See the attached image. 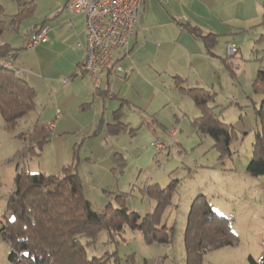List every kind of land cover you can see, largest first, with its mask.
Wrapping results in <instances>:
<instances>
[{
    "label": "rangeland",
    "instance_id": "obj_1",
    "mask_svg": "<svg viewBox=\"0 0 264 264\" xmlns=\"http://www.w3.org/2000/svg\"><path fill=\"white\" fill-rule=\"evenodd\" d=\"M31 1L36 3L33 14L24 17L16 31L7 29L1 39L20 50L14 65L25 72L24 78L33 76L30 83L37 99L35 110L13 132L5 129L0 114V264H11L10 246L1 235V227L9 217L8 202L18 169L32 174L58 173L56 168L68 165L74 151L76 162L72 165H77L84 196L95 210H103L108 202L117 206L124 202L129 212L144 216L152 212L156 202L143 195L141 189L156 183L165 189L175 183L171 204L162 215L163 224L175 229L172 244L148 245L139 230L130 228L110 242L104 230L87 246L89 258H107L105 264H187V219L193 200L201 194L213 201L216 212L231 221L239 240L232 249L209 252L203 264H250V256L260 261L264 253V176L252 177L246 169L259 127L256 109L262 101L253 83L264 65V42H258L264 34V0H259V12L252 0L243 1L244 9L238 15L242 21L216 32L217 44L212 51L219 58H214V68L202 58L198 72L194 68L186 75L191 86L200 82L199 87L215 94L211 106L216 107L224 122L236 128L237 137L230 147L232 156L223 161L212 138L199 134L192 124L201 115L200 110L176 87L173 74L187 71L190 65L185 64L181 44L179 49L148 44L136 53V61L125 65V69L135 68L132 78L124 83L119 77L111 95L104 97L96 94V84L89 76L72 77L75 69L69 66L62 46L55 51L45 43L35 50L24 48L26 35L52 20L60 0H0V20L9 28L12 16ZM229 45H234L237 53L232 54ZM225 59L232 62L233 68L225 64ZM100 88L102 91L106 87ZM122 105L120 122L129 123L136 132L112 133L114 115ZM58 113L60 118L56 119ZM52 121L62 132L40 129ZM21 133L25 139L33 140L34 136L35 141H48L33 155L26 148L27 142L18 137ZM156 142L166 149L159 152L153 146ZM231 176H240V182L228 179Z\"/></svg>",
    "mask_w": 264,
    "mask_h": 264
},
{
    "label": "trees",
    "instance_id": "obj_2",
    "mask_svg": "<svg viewBox=\"0 0 264 264\" xmlns=\"http://www.w3.org/2000/svg\"><path fill=\"white\" fill-rule=\"evenodd\" d=\"M35 7L34 1L25 3L19 14L12 18L9 28L5 21L0 20V114L4 119L5 129L11 132L35 110L37 91L24 78L25 72L23 76L16 74V70L20 69L14 65V58L20 50L9 43H3L1 39L7 29L16 31L17 25L24 17L32 15ZM262 19L264 24V13ZM41 29L43 28L37 31ZM189 32L202 37L209 52H212L217 44L216 35L202 36L197 27H191ZM32 34L25 38L24 48ZM258 42H264V34ZM6 61H12L13 68L7 67ZM223 61L230 69L233 68L229 59ZM262 61L264 62V59ZM81 67L84 68V60ZM253 89L262 97V101L256 109L259 127L255 133L253 156L246 172L252 177H260L264 176V65L254 80ZM110 95L111 92L108 96ZM188 95L201 112V117L193 121L198 133L212 138L214 148L220 152L219 159L223 161L224 158L231 157L230 147L237 137L236 128L224 122L216 107L211 106L215 94L195 89L190 90ZM18 137L27 142L26 148L33 151V155L37 147L48 141L45 138L36 143L34 138L25 139L24 133ZM174 184L171 183L165 189L158 184L144 187L141 190L143 195L155 200L156 205L151 213L141 216L137 212H129L124 202L119 204L118 200V206L109 202L101 211L93 209L92 203L84 196L77 165H66L59 174L53 175L32 174L26 169H18L15 188L8 202L9 217L1 227V235L11 250L9 262L105 264L107 258H89L86 251L87 246L93 244L98 234L104 230L108 231L110 242H115L118 236H122V233L130 228L139 230L148 245L172 244L175 229L163 224L162 215L171 204ZM126 196L127 194L118 198L123 199ZM238 243L231 221L216 212L205 195H198L191 204L187 219L184 238L186 263L203 264L204 256L209 252L234 247ZM112 254L117 257L116 252ZM117 261L115 259V262ZM249 261L250 264H264V253L260 261L252 256Z\"/></svg>",
    "mask_w": 264,
    "mask_h": 264
},
{
    "label": "crops",
    "instance_id": "obj_3",
    "mask_svg": "<svg viewBox=\"0 0 264 264\" xmlns=\"http://www.w3.org/2000/svg\"><path fill=\"white\" fill-rule=\"evenodd\" d=\"M69 1L70 0L58 1V4L56 5L57 11L52 17V20H48L50 21L48 24L44 22L39 27H35V29H32L33 30L32 32H29L26 35V37L36 32L40 28H49V41L45 43V46L47 48H51L53 51H55L57 48L62 46L64 48L63 52L67 56L66 58L68 60L69 66L75 69L72 77L89 76L93 82L91 75L87 73L83 67L80 68V65L85 57V50L83 48L85 43V33H86L85 16L71 12L68 8ZM243 1L244 3H248L251 0H145L144 6L142 8L140 27L134 32V34L131 36L129 40L130 54L128 58L122 61V66L125 69L126 64H130L132 60L133 62L136 61L134 60L136 58V53L141 52L142 49L147 48L148 44H154L158 47L169 45L170 47H174L176 49H179L181 44L185 48L184 50V57H186L185 64L190 63V65L187 71H183L180 74L177 73L173 74L175 75L174 79L176 80L175 82L176 87L181 91H183L184 93H186V95L189 98H191L188 95V92L190 90H195V89L206 90L204 88L199 87L202 86L201 84L198 85L200 82H197L196 83L197 85L191 86L189 84L190 82H188L190 78L188 77L187 79L186 75H188L189 72L191 73V71L194 68L196 69V72H198L197 71L198 64L202 58L206 59L208 63L210 62L211 66L213 67L215 63V61H213L214 58H219V56L215 55L213 51L209 52V49L205 45L204 39L202 37L196 36L195 34H192L191 32H189V30H191V27H197L199 29V34H201L202 36H207L209 34L218 36L216 32H218L221 27H225V28L229 27V29L233 28L232 25H234L235 22L242 21L238 19V15L242 11V9H244L241 6L243 5ZM252 1L259 12L261 10L260 1L259 0H252ZM15 15H13L12 17H14ZM255 21L253 20V22ZM154 40L161 42H158V44H156L153 43ZM17 57L18 55L15 56L14 62L17 61ZM130 68H132V70H130ZM130 68L125 69L127 71L125 75L123 74L118 75L115 74L114 72H110L107 75L103 76L100 82L97 85H95V89L98 91V93L96 92V94L99 95L101 94L102 96L107 97L109 92L115 89L114 86L116 85L119 77L123 79L124 83H126L129 80L131 73L135 71V68L133 66H131ZM25 79L33 87V85L31 84L32 81L34 80L33 76L29 75ZM85 79L86 78H83L84 82ZM101 85L106 87L102 91H100L102 89L100 88ZM87 86H88L87 89H90V86L88 84ZM91 91L89 90L88 94H90ZM115 94L119 95V92L114 93V96H116ZM120 101H123V99ZM123 105L118 109V111L114 115V119H115L114 121H116V123L111 124L112 127L110 128L112 133L113 132L118 133L128 130L131 133L137 131L135 128H132L129 123L120 122L119 119L120 118L119 116L121 115L120 109H122ZM199 117H201V115L198 116L197 118ZM58 118H60L59 113L56 115V119ZM51 123H52V130H50L51 131L50 132L47 128V125ZM58 125L59 124H55L54 121L46 122L43 126H41L40 129L46 130L48 133L54 132L55 134H57L58 132H62L60 131ZM194 126L196 127V125ZM177 137H179V134L177 135ZM75 156H76V151L73 152L72 160L71 162L68 163V165L75 163ZM57 168L56 170L57 171L59 170L58 173H60L62 168L60 169ZM58 173H53V174H58ZM228 179H233V182L238 183L240 182L241 177L231 176L228 177ZM158 185L160 186V184ZM210 203L213 206L212 200H210ZM154 207L155 205L152 207L151 210H153ZM232 248L233 247H227L226 249H232ZM221 250H224V248Z\"/></svg>",
    "mask_w": 264,
    "mask_h": 264
},
{
    "label": "built area",
    "instance_id": "obj_4",
    "mask_svg": "<svg viewBox=\"0 0 264 264\" xmlns=\"http://www.w3.org/2000/svg\"><path fill=\"white\" fill-rule=\"evenodd\" d=\"M144 3L145 0L69 1L68 8L71 12L85 16L84 69L96 85L110 72L126 74L122 61L129 57V40L140 27ZM48 41L49 28H43L28 38L26 49L34 50ZM228 48L232 54L237 53L238 49L234 45H229ZM5 65L13 68L12 61H6ZM16 74L23 76V71L16 70ZM47 128L52 130V125L48 124ZM175 133L177 130H174ZM154 146L159 152L166 149L159 142Z\"/></svg>",
    "mask_w": 264,
    "mask_h": 264
}]
</instances>
